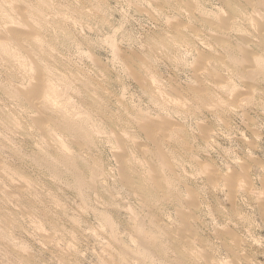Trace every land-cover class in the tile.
Segmentation results:
<instances>
[{"label": "rangeland", "instance_id": "obj_1", "mask_svg": "<svg viewBox=\"0 0 264 264\" xmlns=\"http://www.w3.org/2000/svg\"><path fill=\"white\" fill-rule=\"evenodd\" d=\"M173 1L0 0L2 12L8 15L7 21L0 20V39L10 44L7 46L8 54L0 51V264H169L178 260L179 250L186 248H190L192 255L189 259L190 253L186 249L189 254L185 253V259L180 258L184 259L180 260L182 264H206L209 261L213 264H264V94H261L264 92V80L256 77L257 83L252 79L251 88L256 87L252 101L241 104V94L237 93L246 90L244 87L251 79L245 80L233 73L226 61L229 59L220 46L215 45L218 37L215 38L209 30L210 23L215 19L213 16L223 9L222 5L216 0H201L200 5H205L202 12L191 10L194 16H190L189 8L181 6L182 3L177 0ZM175 3L179 5L173 6ZM36 5L41 7L39 15L30 11ZM181 7L185 8L184 11ZM221 12L219 15L225 16ZM188 13L195 23L187 16ZM211 13L214 15L211 16ZM205 14L210 15L209 25H206L208 18L205 19ZM166 19H170L169 22ZM176 22L178 28L171 24ZM250 23H245L247 26L244 23L237 25L239 31L244 29V34L237 28L238 33L232 29V40L240 42L242 35L250 38L256 27V23ZM185 24H190V27ZM197 26L199 30L194 28ZM175 31H179L180 35L176 33L179 37ZM233 32L235 36H241L235 37ZM190 33L197 35L195 39ZM34 36L38 48L31 45ZM153 39L155 42L166 40L168 44L156 47ZM243 39L241 42H246ZM219 60L226 61L223 62L228 67L222 61L217 63ZM210 63L213 64L210 66ZM43 66L44 70L48 69L46 72L41 71ZM151 79L152 82L148 83ZM79 80H84V83ZM215 80L222 85L216 84ZM45 83L57 88L58 95L53 96L57 100L51 98L54 103V108L50 105L52 109L39 104L43 99ZM83 84L90 85L87 92ZM14 88L19 89V94H11ZM199 94L208 97L200 104L195 100ZM96 100H99L100 108L95 105ZM223 101L228 102L227 105ZM195 107L198 109L194 110ZM204 108L210 109L206 111ZM58 109L67 110L66 113L76 122L81 119L83 127V122L87 123L85 129H89L94 144L91 142L92 145L88 146L76 134H69L51 123V118L60 113ZM51 110L52 115L47 112ZM133 115H137L138 119L145 115L150 120H138L135 116L133 119ZM84 117L88 121H82ZM135 120L142 126L139 127ZM254 130L257 133H253ZM168 133L171 135L168 136ZM173 133L178 134L175 136ZM150 138L159 141L160 151L163 156L166 154L164 158L171 166L159 167V160L151 152L155 144ZM140 148L149 150L143 152ZM60 152L67 153L75 161V168L85 182L82 190L77 191L70 167L59 166L62 173L57 176L33 158L39 155L49 159L51 156V161L56 159L59 162ZM122 160L130 164L127 170L129 180L122 179L119 172ZM94 167L100 168L93 175L96 184L88 179L92 169H96ZM150 176L155 177L153 179L158 183L163 181L161 183L170 191L167 193L161 186L166 193L159 189L153 203L145 207L146 203L140 200L142 197H139L141 193L138 191L147 188L146 179ZM228 178H232L234 192L226 186ZM123 180L134 182L124 184ZM134 183L139 188L145 187L135 190ZM185 220H189L192 226L186 227ZM151 221L161 227L165 256L152 251L150 257L144 259L138 253L144 247L140 246L132 228L138 223L148 228L152 225ZM186 229L188 232H185ZM179 233L186 236L185 239ZM187 233H191L192 237H187ZM178 236L186 242L182 239L177 244L175 240L180 239ZM171 237L178 238L173 239L175 244L171 242ZM123 253L124 260L121 257ZM204 253L208 254H205L208 260ZM193 255L194 262L191 261Z\"/></svg>", "mask_w": 264, "mask_h": 264}, {"label": "bare ground", "instance_id": "obj_2", "mask_svg": "<svg viewBox=\"0 0 264 264\" xmlns=\"http://www.w3.org/2000/svg\"><path fill=\"white\" fill-rule=\"evenodd\" d=\"M148 2H149V0H147ZM166 1H168V0H166ZM172 1V0H171ZM204 1V0H203ZM216 1H218V2H220V4L222 5V8L224 9V10H226V12H224L223 11V9H221V10H219L220 12L222 11V12H224V13H222L221 12V14H225V16H222V15H219V11H217L216 13V15H218L217 16V19H216V15H215V17L213 16V18H215L214 19V21L212 22V20L210 21V22H212V23H210V24H212L211 26H209V30L212 32V35H214V37L216 38V37H218V38H216V41H217V43H215V45H217V46H220L219 48H221L220 50H222L223 51V53H224V56L227 58V59H229V60H226L227 61V63H229V68H231L232 67V69H233V73L235 74H237L238 76H241V77H243V79H251V82L250 81H247L248 82V84H247V86H246V84H245V82H244V84H245V86L246 87H244L246 90H242L243 92H236L238 95L239 94H241L240 96V103L241 104H243L242 102L243 101H246L245 103H247V101H249V103H250V101H252V98L251 97H253L252 96V94L254 93L253 91V89H255L254 87H252L251 88V83H252V79H254V80H256V82H257V79H255L256 77H261V78H263V80H264V0H216ZM215 1V2H216ZM134 2V1H133ZM156 2V1H155ZM154 2V3H155ZM165 2V1H164ZM173 2H176L175 0L173 1ZM177 2H180V3H182V5L181 6H185V8H189L190 10V16H194V15H192L191 14V10H198V12H202V8L205 6H203L202 7V5H200V2H201V0H177ZM207 2V1H206ZM209 2V1H208ZM3 3V2H2ZM20 3H21V1H20ZM127 3V2H126ZM130 3V2H129ZM147 3V2H146ZM153 3V2H152ZM161 3V2H160ZM166 3V2H165ZM202 3H205V2H202ZM211 3V2H210ZM134 4V3H133ZM141 4V3H140ZM168 4V3H167ZM20 5H22V4H20ZM24 5V4H23ZM136 5V4H135ZM176 5H179V3L177 4V3H175V5H173V6H176ZM220 5V6H221ZM133 6V5H132ZM141 6V5H140ZM154 6H156V5H154ZM172 6V5H171ZM160 7V6H159ZM177 7V6H176ZM169 8V7H168ZM178 8H180L179 6H178ZM177 8V10H178V12H179V9ZM185 8H183V9H185ZM25 9V8H24ZM150 9V8H149ZM162 9V8H161ZM181 9H182V7H181ZM180 9V10H181ZM182 9V10H183ZM207 9V8H206ZM216 9H217V7H216ZM220 9V8H219ZM165 10V9H164ZM176 10V9H175ZM188 10V9H187ZM186 10V11H187ZM28 11V13H30V11L33 13V14H40L41 13V7L39 6V5H36V6H33V7H31V9H30V11L29 10H27ZM184 11V10H183ZM203 11H206L205 9L203 10ZM212 11V10H211ZM216 11V10H215ZM159 12V11H158ZM164 12V11H163ZM177 12V11H176ZM177 12V13H178ZM196 12V11H195ZM197 12V13H198ZM207 12V11H206ZM209 12V11H208ZM207 12V13H208ZM212 12H214V11H212ZM219 12V13H218ZM26 13V12H25ZM160 13V12H159ZM182 13V12H181ZM186 13V12H185ZM189 13H188V17H190L189 16ZM193 13V12H192ZM204 13L205 12H203V15H204ZM178 14H180V13H178ZM183 14H184V12H183ZM199 14V13H198ZM197 14V15H198ZM160 15V14H159ZM186 15V14H185ZM184 15V16H185ZM200 15H201V13H200ZM212 15H214L213 13H211V16ZM8 15L5 13V12H2V10H1V8H0V20L3 22H5V21H7V19H8V17H7ZM27 16V15H26ZM28 16H30V15H28ZM205 16H206V14H205ZM210 15H207L206 16V18L205 19H207L208 18V20L206 21V25H209V17ZM173 17V16H172ZM181 17L183 18V16L181 15ZM198 17V16H197ZM197 17H194V18H197ZM204 17V16H203ZM202 17V18H203ZM177 19L179 18L178 16L176 17ZM193 18V17H192ZM192 18L190 17V19L192 20ZM202 18H200V20L202 19ZM11 19V18H10ZM199 19V18H198ZM168 20V22H169V20L170 19H166V21ZM191 20H189V21H191ZM195 20H197V19H195ZM203 20H204V18H203ZM193 21V20H192ZM205 21V20H204ZM9 22V21H8ZM30 22V21H29ZM173 22V21H172ZM178 22L180 23V22H182V21H179L178 20ZM194 23H195V21H193ZM198 22H199V20H198ZM250 22H252V24L253 25H255V23H256V27L254 28V30H253V32L251 31V30H249V31H251L253 34L250 36V38H246V36H244L243 37V35H242V38H239V39H241V41H242V39L244 40V41H246V42H239V41H234V40H232V38L233 37H231V33H232V29H236L237 28V25L239 24V23H246V24H248V23H250ZM254 22V23H253ZM177 23V22H176ZM183 23V22H182ZM188 23V22H187ZM201 22H199L198 24H200ZM205 23V22H204ZM204 23H202V24H204ZM208 23V24H207ZM30 24V23H29ZM173 26H175V25H178V23L177 24H173V23H171ZM181 24V23H180ZM184 24V23H183ZM191 24H192V22H191ZM242 24H239L240 26L242 25ZM243 24V25H244ZM245 24V25H246ZM251 24V23H250ZM249 24V25H250ZM169 25V24H168ZM186 25V24H185ZM193 25V24H192ZM197 25V24H196ZM186 26H189L190 27V24H188V25H186ZM194 26V25H193ZM199 26V25H198ZM198 26H197V28L196 27H194L195 29H198ZM205 26V25H204ZM247 26V25H246ZM245 26V27H246ZM175 27H177V26H175ZM174 27V28H175ZM180 27H181V25H180ZM188 27V28H189ZM203 27V26H202ZM244 27V28H245ZM250 27H252V25L250 26ZM178 28V27H177ZM192 28V27H191ZM201 28V27H200ZM241 29H242V27H240ZM249 28V27H248ZM173 29V28H172ZM181 29V28H180ZM185 29V28H184ZM187 29V28H186ZM190 29V28H189ZM188 29V30H189ZM238 29V28H237ZM237 29H236V31H237ZM240 29V30H241ZM250 29V28H249ZM175 30V29H174ZM176 30H178V29H176ZM190 30H194V29H190ZM199 30V29H198ZM208 30V31H209ZM243 31H244V29H242ZM241 30V31H242ZM246 30H248V29H246ZM181 31H183V30H181ZM206 31V30H205ZM238 31H239V29H238ZM238 31L236 32V33H238ZM241 31H239V32H241ZM242 31V32H243ZM184 32V31H183ZM192 32V31H191ZM194 32H196V31H194ZM198 32V31H197ZM207 32V31H206ZM248 31H246L245 33H247ZM251 32L249 33L248 32V34H251ZM162 33V32H161ZM167 33V32H166ZM165 33V34H166ZM172 33V32H171ZM176 33H178L179 34V31H175V34ZM185 33V32H184ZM210 33V32H209ZM208 33V34H209ZM235 32H233V34H234ZM178 34H176L177 36H178ZM191 35H192V33H190ZM216 34V35H215ZM242 34V33H241ZM243 34H244V32H243ZM27 36H28V34H26ZM180 35V34H179ZM185 35H186V33H185ZM200 35V34H199ZM211 35V34H210ZM163 36V35H162ZM170 36V35H169ZM173 36V35H172ZM181 36H183V35H181ZM187 36V35H186ZM185 36V37H186ZM190 36V35H189ZM195 36H197L195 33H194V35H192L191 37L193 38L194 37V39H195ZM202 36V35H201ZM234 36H235V34H234ZM236 36H238V34H236ZM235 36V37H236ZM241 36V35H240ZM240 36H238V37H240ZM248 36V35H247ZM25 37V36H24ZM33 37V36H32ZM179 37V36H178ZM210 37V36H209ZM1 38V37H0ZM27 38V37H26ZM25 38V39H26ZM31 38V37H30ZM162 38V37H161ZM169 38V37H168ZM182 38V37H181ZM197 38H199V36L198 37H196V40H197ZM204 38V37H203ZM2 39V38H1ZM0 39V51L3 53V54H8V52H7V46L8 45H10V44H5L2 40ZM33 38H31V42L33 43H31V45H32V47L33 48H38V46H39V44L37 45V42H36V38H35V36H34V39L32 40ZM150 39H152V38H150ZM164 39V38H163ZM170 39H172V38H170ZM178 39V38H177ZM185 40H186V38H184ZM191 39V38H190ZM200 39H202V37L200 38ZM208 39V38H207ZM214 39V38H213ZM218 39H220V40H218ZM234 39V38H233ZM237 39V38H236ZM27 40V39H26ZM147 40V39H146ZM161 40V39H160ZM180 40H182V39H180ZM180 40H179V42H180ZM192 40V39H191ZM29 41V40H28ZM153 42H155L154 41V39L152 40ZM195 41V40H194ZM202 41V40H201ZM209 41V40H208ZM213 41H215V40H213ZM27 42V41H26ZM25 42V43H26ZM151 42V41H150ZM150 42H149V44H150ZM152 42V43H153ZM170 42V41H169ZM173 42V41H172ZM182 42V41H181ZM203 42V41H202ZM212 42V41H211ZM9 43H11V42H9ZM165 43L166 44H168L167 42H166V40H161V41H159V40H157V42H155L154 43V46L156 45V47H157V45H159V47H160V45L162 46V45H165ZM194 43V42H193ZM26 44H28V42L26 43ZM182 44V43H181ZM207 44H209L208 42H207ZM206 44V45H207ZM214 44V43H213ZM29 45H30V43H29ZM153 45V44H152ZM215 45H213L214 47H215ZM151 46V45H150ZM165 46H167V45H165ZM186 46V45H185ZM189 46V45H188ZM210 46V45H209ZM251 47L250 49H252V50H250L248 47ZM169 47V46H168ZM184 47V46H183ZM9 48V47H8ZM151 48V47H150ZM172 48V47H171ZM175 48V47H174ZM194 48V47H193ZM208 48V47H207ZM149 49V48H148ZM156 49V48H155ZM160 49V48H159ZM166 48H164V50H165ZM185 49V48H184ZM217 49V48H216ZM250 51H249V50ZM259 49V50H258ZM158 50V49H157ZM218 50V49H217ZM256 50H258V51H261V53H259V52H257ZM147 51V50H146ZM170 51V50H169ZM216 51V50H215ZM153 52V51H152ZM167 52H168V50H167ZM211 52V51H210ZM157 53V52H156ZM215 53V52H214ZM217 53H219V52H217ZM221 53V52H220ZM151 54H153V53H151ZM151 54H149L150 56H151ZM213 54V53H212ZM202 55H203V53H202ZM206 55V54H205ZM220 56H221V54H219ZM214 56V55H213ZM53 57V56H52ZM200 57H203V56H200ZM205 57V56H204ZM208 57H210V56H208ZM216 57V56H215ZM175 58V57H174ZM206 58H207V55H206ZM223 58V57H222ZM203 59H205V58H203ZM225 59V58H224ZM202 60V58H200V61ZM206 60V59H205ZM206 61H209V59L208 60H206ZM212 61V60H211ZM220 61H222V60H219V62H217V63H220ZM224 61V60H223ZM222 61V62H223ZM226 61H224V62H226ZM229 61V62H228ZM202 62V61H201ZM205 62V61H204ZM216 62V61H215ZM223 62V63H224ZM150 63V62H149ZM22 64V63H21ZM203 64V63H202ZM213 64V63H212ZM211 63H210V66L212 65ZM215 64V63H214ZM221 64V63H220ZM200 65V64H199ZM204 65V64H203ZM208 65V64H207ZM217 65V64H216ZM219 65V64H218ZM21 66V65H20ZM39 66V65H38ZM198 66V65H197ZM205 66H206V64H205ZM213 66H215V65H213ZM213 66L211 67L212 69H214L213 68ZM222 66V65H221ZM220 66V67H221ZM224 66H227V65H225V63H224ZM41 67H42V65H41ZM41 67H40V69H41ZM209 67V66H208ZM216 68H217V66H215ZM223 67V66H222ZM221 67V68H222ZM228 67V66H227ZM198 68H199V66H198ZM203 68V67H202ZM205 68V67H204ZM221 68H218V69H221ZM38 69H39V67H38ZM39 69V70H40ZM45 68H44V66H43V68L41 69V71L43 70V72L45 71H47V70H44ZM225 69H226V67H225ZM232 69H230V70H232ZM199 70V69H198ZM202 70V69H201ZM228 70V69H227ZM226 70V71H227ZM200 71V70H199ZM229 71V70H228ZM198 72V71H197ZM201 72V71H200ZM208 72V71H207ZM215 72H216V70H215ZM221 72H222V70H221ZM199 73V72H198ZM212 73V72H211ZM219 73H220V71H219ZM229 73V72H228ZM227 73V74H228ZM232 73V72H231ZM232 73V74H233ZM137 74V73H136ZM135 74V75H136ZM206 74V73H205ZM210 74V73H209ZM208 74V75H209ZM213 74V73H212ZM217 76H218V74L217 73H215ZM224 74V73H223ZM197 75V74H196ZM204 75V74H203ZM214 75V74H213ZM222 75V74H221ZM231 75V74H230ZM198 76H199V74H198ZM210 76V75H209ZM220 76V75H219ZM225 76V75H224ZM73 77H75V76H73ZM77 77V76H76ZM75 77V78H76ZM221 77V76H220ZM194 78V77H193ZM212 78V77H211ZM210 78V79H211ZM194 79H196V78H194ZM198 79V78H197ZM196 79V80H197ZM202 79H203V77H202ZM205 79V78H204ZM220 79V78H219ZM228 79V78H227ZM260 79V78H259ZM77 80V79H76ZM208 80V79H207ZM221 80H223V77H222V79ZM224 80H226V79H224ZM73 81V80H72ZM80 81V80H79ZM84 81V80H83ZM83 81H80L81 83L83 82ZM219 80H217V82H218ZM74 82V81H73ZM79 82V83H80ZM149 82H152V79L150 80V81H148V83ZM192 82V81H191ZM195 82V81H194ZM207 82V81H206ZM232 82V81H231ZM242 82V81H241ZM259 82V81H258ZM257 82V83H258ZM261 82V81H260ZM48 83V82H47ZM84 83V82H83ZM202 83H204V81L202 82ZM214 83V82H213ZM215 83H216V80H215ZM233 83V82H232ZM239 83V82H238ZM264 83V82H263ZM11 84V83H10ZM74 84V83H73ZM86 84V83H85ZM85 84H83L82 86L83 87H86L85 89H86V92L89 90V88H88V85L87 86H85ZM151 84V83H150ZM211 84V83H210ZM209 84V85H210ZM216 84H218V83H216ZM227 84V83H226ZM255 84V83H254ZM14 85V84H13ZM45 85H46V83H45ZM53 85V84H52ZM50 83L49 84H47L46 86H45V89H44V91H43V96H42V102L40 101V100H38V101H40L41 103H39L41 106L42 105H45V106H50V105H52L53 106V104L54 103H52L51 102V98L53 97V96H57L58 94V92H57V88L56 89H54V87L52 86ZM153 85V84H152ZM151 85V86H152ZM197 85H199V84H197ZM219 85V84H218ZM220 85H222V82H221V84ZM219 85V86H220ZM229 85V84H228ZM0 86H1V84H0ZM10 86V85H9ZM66 86H67V84H66ZM77 86H79V85H77ZM98 86V85H97ZM96 86V87H97ZM210 86H213L212 84L210 85ZM227 86V85H226ZM225 86V87H226ZM8 87V86H7ZM11 87V86H10ZM80 87V86H79ZM89 87H90V85H89ZM154 87H156V86H154ZM199 87V86H198ZM218 87V86H217ZM224 87V88H225ZM232 87V86H231ZM230 87V88H231ZM236 87V86H235ZM2 88V87H1ZM4 88V87H3ZM18 88V87H17ZM81 88V87H80ZM87 88H88V90H87ZM94 88V87H93ZM92 88V89H93ZM191 88V86L189 87V89ZM199 88H201V87H199ZM239 88V87H238ZM238 88H237V90H238ZM5 90H6V88H4ZM9 89V88H8ZM12 89V88H11ZM84 89V88H83ZM150 89H152V88H150ZM205 89V88H204ZM222 89V88H221ZM239 89H241V88H239ZM94 90V89H93ZM158 90V89H157ZM156 90V91H157ZM193 90V89H192ZM194 90H195V88H194ZM219 90V89H218ZM262 90H264V89H262ZM3 91V90H2ZM8 91V90H7ZM6 91V92H7ZM196 91H197V89H196ZM202 91H203V89H202ZM18 93L19 94V89H13L12 90V92H11V94H13V93ZM89 92H91V91H89ZM88 92V93H89ZM150 92V91H149ZM210 92V91H209ZM258 92V91H257ZM260 92V91H259ZM97 93V92H96ZM157 93V92H156ZM193 93V92H192ZM199 93H201V91L199 92ZM208 93V92H207ZM230 93V92H229ZM234 94H235V91L233 92ZM232 93V94H233ZM6 94V93H5ZM8 94V93H7ZM57 94V95H56ZM61 94V93H60ZM92 94V93H91ZM152 94V93H151ZM155 94V93H154ZM153 94V95H154ZM158 94V93H157ZM191 94V93H190ZM212 94H214V93H212ZM237 94H235V95H237ZM261 94H264V92H262ZM162 95V94H161ZM194 95V94H193ZM256 95V94H255ZM60 96V95H59ZM62 96V95H61ZM219 96V95H218ZM263 96V95H262ZM153 97V96H152ZM195 97H196V99H195ZM193 99H195V100H198V103L200 102V103H202V100L203 99H205L206 98V95H202V94H199V95H196ZM232 97V96H231ZM255 97V96H254ZM57 97H53V100L54 99H56ZM208 98V97H207ZM206 98V99H207ZM228 98V97H227ZM233 98H234V96H233ZM176 99V98H175ZM225 99V98H224ZM237 99H238V97H237ZM52 100V101H53ZM57 100V99H56ZM61 100V99H60ZM178 100V99H177ZM215 100H216V98H215ZM228 100V99H227ZM234 100V99H233ZM99 101V100H98ZM97 100H96V102H95V105H97V107H99L100 108V106H98L99 105V102H98ZM173 101L175 102V100H174V98H173ZM182 101H184V99L182 100ZM231 101V100H230ZM229 101V102H230ZM55 102V101H54ZM186 102V101H185ZM204 102V101H203ZM209 102V101H208ZM215 102V101H214ZM213 102V103H214ZM223 102H225V104L226 103H228V102H226V101H223ZM238 102V103H239ZM177 103V102H176ZM179 103V102H178ZM188 103V102H187ZM199 103V104H200ZM205 103H207V102H205ZM219 103V102H218ZM248 103V104H249ZM37 104V103H36ZM58 104V103H57ZM181 103H179L178 105H180ZM185 105H186V103H184ZM195 104V103H194ZM208 104V103H207ZM217 104V103H216ZM224 104V103H223ZM231 104V103H230ZM233 104H235V103H233ZM232 104V105H233ZM56 105V104H55ZM159 105V104H158ZM173 105V104H172ZM174 105H176V104H174ZM189 105V104H188ZM196 105V104H195ZM195 105H193V106H195ZM213 105H215V104H213ZM220 105V104H219ZM219 105H217V106H219ZM227 105V104H226ZM225 105V106H226ZM45 106H43V107H45ZM52 106H50L51 107V109H52ZM93 106H94V104H93ZM157 106V105H156ZM181 106V105H180ZM183 106V105H182ZM181 106V107H182ZM190 106V105H189ZM201 106V105H200ZM236 106V105H235ZM247 106V105H246ZM251 106V105H250ZM258 106V105H257ZM50 107H48V110H50L49 108ZM57 107V106H56ZM96 106L94 107V108H96V109H98ZM176 107H177V105H176ZM179 107V106H178ZM198 107H199V105H198ZM201 107H204V106H201ZM207 107V106H206ZM205 107V108H206ZM228 107V106H227ZM231 107V106H230ZM47 108V107H46ZM53 108H54V106H53ZM129 108V107H128ZM160 108V107H159ZM158 108V109H159ZM185 108V107H184ZM204 108V110H206ZM213 108H216V107H214L213 106ZM57 109V108H56ZM66 109V108H65ZM93 109V108H92ZM186 109V108H185ZM184 109V110H185ZM187 109H188V107H187ZM196 109H198V108H194V110H196ZM210 109V108H209ZM209 109L208 110H206V111H209ZM230 109V108H229ZM47 110V109H46ZM63 110V109H62ZM99 110V109H98ZM131 110V109H130ZM179 110V109H178ZM200 110V109H199ZM58 111H60V113L58 112ZM58 115H56L55 114V111H54V114H55V116H57V117H52L51 118V120H52V122L49 120V119H47V120H49L51 123H54L55 124V126L57 125V127H59L60 129H62L63 131H65V132H68L69 134H71V133H73L72 135H74V134H76V136L77 137H79L83 142H84V144H86V145H92V143L94 142H92L91 141V137L92 136H90L91 134H90V132L87 130V129H85L87 126H86V124L87 123H84L83 122V124H85V126L83 127L81 124H80V121H81V119H80V121L79 120H77V121H79V122H76V121H74V120H76V119H72L71 117H69V115L66 113V111H61V110H59L58 109ZM181 111V110H180ZM186 112H188L187 110H185ZM190 111V110H189ZM198 111V110H197ZM225 111V110H224ZM230 111V110H229ZM228 111V112H229ZM47 112H49V114L50 113H52L53 111L51 110V112L50 111H47ZM70 112V111H69ZM72 112H74V111H72ZM175 112V111H174ZM176 112H177V110H176ZM183 112V111H182ZM245 112V111H244ZM254 112V111H253ZM75 113V112H74ZM74 113H72V114H74ZM192 113V112H191ZM77 114H78V112H77ZM134 114V113H133ZM197 114V113H196ZM199 114V113H198ZM218 114V113H217ZM220 114H222V113H220ZM50 115H52V114H50ZM71 115V114H70ZM139 115V114H138ZM143 115V114H142ZM146 115H148V114H146ZM180 115V114H179ZM188 115V114H187ZM193 115H194V113H193ZM49 116V115H48ZM72 116V115H71ZM134 116L135 115H133V119H134ZM137 116V115H136ZM135 116V117H136ZM245 116V115H244ZM256 116V115H255ZM263 116V115H262ZM78 117V116H77ZM80 117V116H79ZM78 117V118H79ZM83 117V116H82ZM138 117V116H137ZM136 117V118H137ZM149 117V116H148ZM192 117V116H191ZM224 117V116H223ZM254 117V116H253ZM76 118V117H75ZM88 118V117H87ZM135 118V119H136ZM140 118V117H139ZM141 118H143L144 120L146 119V120H150V119H147V117H145V115L143 116V117H141ZM141 118L140 119H138V120H141ZM259 118V117H258ZM84 119L85 120H83L82 119V121H88L85 117H84ZM95 119V118H94ZM108 120H109V118H107ZM142 119V120H143ZM249 119V118H248ZM92 120V119H91ZM106 120V119H105ZM107 120V121H108ZM224 120V119H223ZM250 120H251V118H250ZM98 122V121H97ZM133 122V121H132ZM138 121H136L135 120V123H137ZM144 122H146V121H144ZM89 123V122H88ZM90 123H92V122H90ZM93 123H94V121H93ZM139 123V127H141L142 126V123H140V122H138ZM137 123V124H138ZM202 123V122H201ZM99 124V123H98ZM177 124V123H176ZM88 125V124H87ZM97 125V124H96ZM100 125V124H99ZM199 125V124H198ZM173 126V125H172ZM175 126V125H174ZM180 126H181V124H180ZM248 126V125H247ZM90 127V126H89ZM98 127V126H97ZM178 127V126H177ZM197 127V126H196ZM199 128H200V125L198 126ZM100 128H102V127H100ZM169 128V127H168ZM91 129H93V128H91ZM117 129V128H116ZM176 129L177 128H172V130H175L176 131ZM201 129V128H200ZM263 129V128H262ZM122 130V129H121ZM180 130V129H179ZM92 131H94V130H92ZM118 131H119V129H118ZM169 131V130H168ZM95 132V131H94ZM124 132V131H123ZM133 132V131H132ZM174 132V131H173ZM207 132V131H206ZM256 132V130H254V132L253 133H255ZM127 133V135H128V132H126ZM164 132H162V134H163ZM167 133V132H166ZM171 133H172V131H171ZM171 133H168V136H170L171 135ZM257 133V132H256ZM123 134V133H122ZM121 134V135H122ZM173 134H175V133H173ZM176 134H178V133H176ZM176 134H175V136H176ZM180 134H181V130H180ZM92 135H93V132H92ZM95 135V134H94ZM184 135V134H183ZM204 135H206V133L204 134ZM257 135H259V134H257ZM56 136V135H55ZM116 136V135H115ZM165 136V135H164ZM173 136V135H172ZM174 136V137H175ZM182 136V135H181ZM181 136H179V137H181ZM76 137V138H77ZM119 137V136H118ZM118 137H116V138H118ZM205 136H203V138H204ZM258 137V136H257ZM79 138H77V139H79ZM120 138V137H119ZM123 138V137H122ZM93 139V138H92ZM121 139V138H120ZM168 139V138H167ZM174 139V138H173ZM176 139H177V137H176ZM182 139V138H181ZM132 140H134V138L132 139ZM152 143L154 142V146H155V148H154V150L153 151H151L152 152V154L159 160V162H160V164H159V167H160V165H162L161 166V168H166V167H168L169 165H170V163H168L166 160H165V158H164V156L166 155H162V153H161V151H160V143H159V141L156 139V138H150L149 139ZM178 140V139H177ZM185 140V139H184ZM211 140V139H210ZM109 141V140H108ZM127 141V140H126ZM162 141V140H161ZM165 141H167V140H165ZM175 141V140H174ZM92 142V143H91ZM117 142V141H116ZM121 142V145H122V141H120ZM168 142V141H167ZM166 142V143H167ZM180 142H183V140L181 141L180 140ZM180 142H179V144H180ZM185 142V141H184ZM60 143V142H59ZM176 143V142H175ZM206 143V142H205ZM94 144V143H93ZM139 144V143H138ZM142 144V143H141ZM204 144V143H203ZM61 146H62V144H60ZM82 145V144H81ZM114 145H116V144H114ZM126 145V144H125ZM94 146V145H93ZM86 148H87V146H85ZM91 147V146H90ZM123 147H124V145H123ZM62 148H64L63 146H62ZM61 148V149H62ZM137 148V147H136ZM89 149V148H88ZM122 149V148H121ZM124 149V148H123ZM143 152H148V150L146 149V148H140ZM36 151V150H35ZM59 151H61L60 149H59ZM63 151H64V149H63ZM39 152H40V150H39ZM66 152V151H65ZM36 153V152H35ZM34 153V154H35ZM41 153V152H40ZM39 153V154H40ZM61 153V152H60ZM59 153V154H60ZM115 153V152H114ZM113 153V154H114ZM45 154V153H44ZM117 154H119V153H117ZM120 154H121V152H120ZM146 154V153H145ZM151 154V153H150ZM33 155V154H32ZM41 155V154H40ZM46 155H48V154H46ZM53 155H57V154H52V156ZM122 155V154H121ZM153 155H151V156H153ZM168 155V154H167ZM49 156V155H48ZM76 156V155H75ZM115 156V155H114ZM171 156V155H170ZM51 157V156H50ZM50 157H49V159H47L46 157H39V155L38 156H36V157H33L34 158V160L36 161V162H38V163H41V164H43L44 166H46L47 168H49L50 170H51V172H54V174L55 175H59L60 173H62V171L61 172H59V166L62 168L63 166L62 165H64V166H67V167H70L69 169L72 171V174H73V179H75L74 181H75V187H76V189H77V191L78 190H80L81 188H83L84 186V181H83V177H82V175H81V173L75 168V161L74 160H72V158H71V156L70 155H67V153H61L60 155H59V157L57 158V159H59V162H57V160L55 159L54 160V162L53 161H51L50 160ZM122 157L123 156H121V159H122ZM32 159V158H31ZM126 159H127V157H126ZM152 159V158H151ZM168 159V158H167ZM125 160V159H124ZM124 160H122V162L124 161ZM74 161V162H73ZM121 161V160H120ZM157 161V160H156ZM158 162V161H157ZM116 163V162H115ZM148 163V162H147ZM61 164V165H60ZM94 164V163H93ZM100 164V163H99ZM129 163L128 162H123L121 165V168H120V166H119V168L121 169L119 172H120V174H121V177H122V179H126V178H128V180L130 179L129 178V176H128V174H127V172H129V171H127V170H129L128 168H130V167H128L129 165H128ZM135 164V163H134ZM137 164V163H136ZM169 164V165H168ZM171 164H172V162H171ZM117 165H118V163H117ZM133 165V164H132ZM147 165H149V164H147ZM146 165V166H147ZM158 165V164H157ZM94 166V165H93ZM92 166V167H93ZM96 166V165H95ZM134 166H137V165H134ZM171 166V165H170ZM133 167V166H132ZM152 167V166H151ZM94 168H96V167H94ZM117 168V167H116ZM135 168V167H134ZM139 168V167H138ZM148 168V167H147ZM154 168V167H153ZM242 168H243V166H242ZM65 169H68V168H65ZM67 170V171H70V170ZM149 169H151V168H149ZM156 169V168H155ZM170 169V168H169ZM63 170H64V168H63ZM93 170V173H91V176H90V178H88L89 177V174H88V179H91L90 180V182L92 183V181L93 182H95L94 180H95V178L96 177H93V175H95V174H97L98 173V171L100 170V168H99V170H98V167L96 168V169H92ZM92 170H90V171H92ZM116 170V169H115ZM66 171V170H65ZM66 171V172H67ZM70 171V172H71ZM87 171H88V169H87ZM89 171V172H90ZM117 171V172H118ZM132 171V170H131ZM134 171V170H133ZM132 171V172H133ZM144 171H146V170H144ZM153 170L151 169V172H152ZM155 171V170H154ZM162 172L164 171V170H161ZM174 172H175V170H173ZM212 171V170H211ZM245 171H246V169H245ZM48 172H50V171H48ZM64 172V171H63ZM97 172V173H96ZM139 172V171H138ZM141 172V171H140ZM159 172V171H158ZM173 172V173H174ZM238 172H240V171H238ZM148 173V172H147ZM150 173V172H149ZM154 173H156V171L154 172ZM242 173H244V172H242ZM246 173V172H245ZM69 174H71V173H69ZM72 174H71V176H72ZM157 174V173H156ZM162 174V173H161ZM63 175H68V173H64ZM138 175H140L139 173H138ZM142 175V174H141ZM154 175V174H153ZM242 175V174H241ZM98 176V175H97ZM134 176V175H133ZM155 176V175H154ZM167 176V175H166ZM138 177V176H137ZM137 177H136V179H137ZM143 177V176H142ZM64 178V177H63ZM85 178V177H84ZM120 178V177H119ZM131 178H133V177H131ZM147 178V177H146ZM145 178V179H146ZM150 179H146V180H148L147 181V188L145 187V186H140L141 188H139V186L137 187L136 186V184L134 183V185H132L133 187H134V189L136 190L137 188H139V189H143V187H145V189H143L141 192L140 191H138L139 193H141L140 194V196L139 195H137V196H139L140 198L142 197V199H140V200H143V202L144 203H146V205H145V207L147 206V205H149L150 203H153V200H155V198L158 196V194H157V192H159V189H161V186H162V188H164L166 191H167V193H168V190L166 189L167 188V186L165 185V187H164V184H162L161 182H163V181H161L160 183H158V181H155L154 179H155V177H149ZM167 178H168V176H167ZM170 178V177H169ZM168 178V179H169ZM70 179V178H69ZM104 179V178H103ZM121 179V180H122ZM136 179H134V180H136ZM139 179V178H138ZM141 179V178H140ZM145 179H143L144 181H146ZM228 179H230V178H228ZM232 179V178H231ZM231 179L230 180H226V186L227 187H229V190H231V191H233V189L235 188V186H234V184L232 183V181H231ZM119 180V179H118ZM123 180V181H124ZM127 180V182L126 181H124V184L125 183H128V182H130V181H128ZM132 180V179H131ZM161 180V179H160ZM164 180V179H163ZM166 180V179H165ZM89 181V180H88ZM98 181V180H97ZM184 181V180H183ZM187 181V180H186ZM99 182H100V180H99ZM98 182V183H99ZM132 182V183H131ZM130 183L131 184H133V182L134 181H131ZM143 182V181H142ZM169 182V181H168ZM89 183V182H88ZM87 183V184H88ZM91 183H89V184H91ZM103 183V182H102ZM120 183H122V182H120ZM129 183V184H130ZM146 183V182H145ZM180 183V182H179ZM95 184H96V182H95ZM124 184H122V185H124ZM182 184V183H181ZM247 184V183H246ZM93 184H91V186H92ZM146 185V184H145ZM178 185V184H177ZM185 185H186V183H185ZM237 185H238V183H237ZM236 185V186H237ZM83 186V187H82ZM131 186V185H130ZM184 186V185H183ZM234 186V187H233ZM226 187V188H227ZM238 188H239V190H240V187L239 186H237ZM237 187H236V189H237ZM246 187V186H245ZM249 187V186H248ZM247 187V188H248ZM263 187H264V185H263ZM87 188V187H86ZM169 188V187H168ZM176 188V187H175ZM213 188V187H212ZM241 188H243V187H241ZM246 188V189H247ZM92 189V188H91ZM138 189V190H139ZM164 189H161V191L162 190H164ZM19 190V189H18ZM82 190V189H81ZM163 191L164 193H166V191ZM170 191V190H169ZM227 191V190H226ZM237 191V190H236ZM244 191H246L245 189H244ZM248 191V190H247ZM133 192H134V190H133ZM176 192V191H175ZM174 192V193H175ZM227 192H229V191H227ZM234 192V191H233ZM242 192V191H241ZM249 192V191H248ZM248 192H247V194H248ZM81 193V192H80ZM82 194V193H81ZM227 194V193H226ZM135 195V194H134ZM161 195V194H160ZM167 195V194H166ZM170 195V194H169ZM191 195V194H190ZM228 195V194H227ZM232 195V194H231ZM174 196V195H173ZM193 196V195H192ZM192 196L190 197L192 200H191V202L193 201V198H192ZM175 197V196H174ZM173 197V198H174ZM229 197V196H228ZM172 198V197H171ZM170 198V199H171ZM169 199V198H168ZM155 202V201H154ZM158 202V201H157ZM161 202V201H160ZM164 204V203H163ZM151 205V204H150ZM149 205V206H150ZM154 205V207H153V210H155L156 208H155V204H153ZM141 207V206H140ZM151 207V208H152ZM96 208V207H95ZM150 208V209H151ZM155 208V209H154ZM158 208V207H157ZM263 208V207H262ZM149 209V208H148ZM148 209H145V210H147V212H148V214H152L151 212L152 211H149ZM135 210V209H134ZM147 212H146V214H145V216L147 215ZM262 213V212H261ZM157 214V213H156ZM155 215V214H154ZM263 216V215H262ZM156 217V216H155ZM140 218H141V216H140ZM139 219V218H138ZM158 219V218H157ZM160 219V218H159ZM141 220H142V218H141ZM193 220V219H192ZM157 221V220H156ZM184 221V220H183ZM186 221V220H185ZM189 221V220H188ZM188 221H186V222H184L185 223V226L187 227V226H192V225H190L189 223H188ZM106 222L107 223H110L108 220H106ZM134 222V221H133ZM182 222V221H181ZM135 223V222H134ZM136 223H137V221H136ZM142 223V222H141ZM151 223H152V225L151 226H149L148 228H145V227H142V225H143V223L141 224V225H138V224H136V226H135V224H134V226H135V228H132V229H134L135 230V236L137 237V240L139 241V243H140V246L142 245L143 247H144V249L143 250H141V251H138V253H139V255L142 257V258H148V257H150L149 256V253L150 252H152L153 251V253H156V254H158V255H160L161 257H164L165 255H164V251H165V247L163 246V244H162V239H161V234H160V228H159V226L155 223V222H153V221H151ZM165 223V222H164ZM183 223V222H182ZM184 223H183V226H184ZM192 223V222H191ZM132 224V223H131ZM144 226V225H143ZM194 226V225H193ZM182 227V226H181ZM177 228V227H176ZM184 228V227H183ZM182 228V229H183ZM181 229V230H182ZM178 230V229H177ZM180 231V230H179ZM183 231V230H182ZM195 231V230H194ZM114 232V231H113ZM181 232V231H180ZM185 232H188V230L186 229V231ZM226 232V231H225ZM183 233H184V231H183ZM194 233V232H193ZM175 234H176V232H175ZM182 233H179V236L181 235ZM195 234V233H194ZM134 235V234H133ZM135 236H134V238H135ZM178 236V237H179ZM182 236V235H181ZM188 236H191V233L190 234H188L187 233V237ZM195 236V235H194ZM133 237V236H132ZM131 237V238H132ZM165 237H167V236H165ZM175 237V236H174ZM182 237H184V239H185V237L186 236H182ZM182 237H179L180 239H178V238H173V237H171L172 238V241L171 242H173V239H178V240H175L176 242H177V244L179 243V242H181V240L183 239ZM192 237V236H191ZM169 238V237H168ZM190 238V237H189ZM198 238V237H197ZM196 238V239H197ZM231 238V237H230ZM183 239V240H184ZM234 239V238H233ZM180 240V241H179ZM186 240H187V238H186ZM189 240V239H188ZM190 241V240H189ZM233 241H236V240H233ZM176 242H173V244H175ZM183 242V241H182ZM184 242H186L185 240H184ZM137 243V242H136ZM188 244L190 243V242H187ZM187 243H185V244H187ZM184 244V243H183ZM222 244H223V242H222ZM170 245H172V244H170ZM169 245V246H170ZM193 245V244H192ZM221 245V244H220ZM224 245H225V243H224ZM178 246V245H177ZM186 246V245H185ZM189 246V245H188ZM222 246V245H221ZM137 247V246H136ZM180 247H182V246H180ZM122 248V247H121ZM174 248V247H173ZM185 248V247H184ZM194 248V247H193ZM207 248V247H206ZM225 248V247H224ZM136 249V248H135ZM187 249V248H186ZM182 250L181 249V251L179 250L178 251V254H177V256H176V258L178 257V260H176L175 258V260L176 261H170L171 263H169V264H182L181 262L185 259V257L187 256L185 253H187V254H189L190 253V248H189V253L188 252H186L187 250ZM229 249V248H228ZM232 249V248H231ZM138 249H136V251H137ZM145 250V251H144ZM168 250H170V249H168ZM209 250V249H208ZM192 251V250H191ZM120 252V251H119ZM124 252H125V250H124ZM197 252V251H196ZM232 252H233V250H232ZM235 252V251H234ZM122 252H120V254H121ZM126 253V252H125ZM129 253V252H128ZM175 253H177V252H175ZM127 254V253H126ZM206 253H204L203 255H205ZM231 254V253H230ZM128 255V254H127ZM136 255V254H135ZM192 254L190 253V255H188V258L191 256ZM198 255L200 256V254L198 253ZM206 255H208V254H206ZM205 255V256H206ZM234 255V254H233ZM238 255H239V253H238ZM120 256V255H119ZM122 256H125V254L123 253L122 255H121V257ZM199 256H197V257H199ZM171 257V256H170ZM193 258H191V259H193V260H191V261H193L194 262V260H195V257H194V255L192 256ZM196 257V258H197ZM207 257V258H206ZM205 258L208 260V256H206ZM234 257V256H233ZM123 258V257H122ZM172 258V257H171ZM170 258V259H171ZM180 258H184V259H180ZM200 258H201V256H200ZM199 258V259H200ZM210 258H212V257H210ZM126 259V258H125ZM165 259V258H164ZM169 259V258H168ZM190 259V258H189ZM202 259V258H201ZM205 259V260H206ZM213 259V258H212ZM123 260H124V258H123ZM159 260V259H158ZM180 260H182L181 262H180ZM204 260V259H203ZM214 260V259H213ZM139 261V260H138ZM168 261V260H167ZM198 261V260H197ZM231 261V260H230ZM190 262V261H189ZM196 262V261H195ZM207 262V261H206ZM211 261H209V262H207L206 264H213V263H210ZM187 263V262H186ZM192 263V262H191ZM195 264V263H194ZM197 264H199V263H197ZM205 264V263H204ZM214 264H215V262H214ZM217 264V263H216Z\"/></svg>", "mask_w": 264, "mask_h": 264}]
</instances>
